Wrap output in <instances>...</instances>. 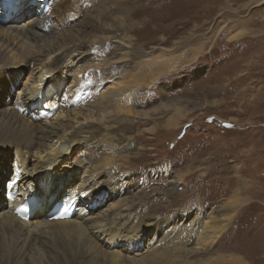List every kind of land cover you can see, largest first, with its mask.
Listing matches in <instances>:
<instances>
[{"label":"rangeland","instance_id":"1","mask_svg":"<svg viewBox=\"0 0 264 264\" xmlns=\"http://www.w3.org/2000/svg\"><path fill=\"white\" fill-rule=\"evenodd\" d=\"M124 1H78L87 7L74 10L71 27L60 32L68 41L82 40L86 55L65 80L48 84V97L36 98L43 104L63 98L71 82L84 81L89 92L78 106L101 100L113 88L121 95L118 107L141 111V118L107 111L92 125L100 134L108 125L107 140L73 149V158L93 164L127 157L124 179L116 170L105 173L119 190L126 182L125 190L97 205L93 214L130 200V220L156 224L159 234L142 238L145 247L135 257L143 259L139 264H198L210 257L220 259L214 264H264V3L126 0L124 6ZM121 38L127 47L117 49L111 41ZM174 66L149 81L162 67ZM32 73L29 68L9 74L11 93L29 85ZM138 80V88L125 87ZM173 104L197 110L182 108L179 123L190 120L168 136L165 123L172 111L166 105ZM10 175L11 168L0 175L1 185ZM209 217L215 237L201 239ZM44 241L22 260L14 240L0 233V264H111L93 260L60 237Z\"/></svg>","mask_w":264,"mask_h":264},{"label":"bare ground","instance_id":"2","mask_svg":"<svg viewBox=\"0 0 264 264\" xmlns=\"http://www.w3.org/2000/svg\"><path fill=\"white\" fill-rule=\"evenodd\" d=\"M50 1L48 14L41 12L42 0H11L7 17L4 16L7 10L0 9V84L4 82L0 86V105L3 106L0 110V169L4 176L0 175L5 177L11 168L10 178L2 185L0 183V191L4 188L3 196L0 197V233L14 240L18 258L22 260L31 255L34 245L55 236L68 241L67 246L76 245L93 260L100 257L111 264H139L143 259L135 257L145 247L142 238L151 231L153 235H158L156 224L130 220V200L118 202L116 206L119 208L116 210L93 214L97 205L117 197L125 190L126 182L120 184L123 189L119 190V187L109 182L105 173L116 170L124 179L127 175V157H123L124 160L105 158L93 164L89 160L73 158V149L107 140L108 125L102 127L106 132L104 134L92 126L109 114L107 111L115 110L118 114L135 118L140 117L141 111L118 107L121 95L114 94L112 87V92L99 96L101 100L97 98V101L78 106L89 92L84 81L71 82L63 98L57 99L55 96L45 104L37 102L39 95L48 97L44 90L48 84L52 83L55 87L65 80L68 70L86 55L82 52V40L75 38L68 41L66 33L60 31L71 27L74 10L82 12L88 4L78 3V0L70 6V0ZM260 3H264V0ZM127 5L128 2H125L124 6ZM111 42L117 49H122L127 47L128 41L121 38L112 39ZM175 67H162L160 73L149 77V81L158 79L165 72L174 71ZM29 68L33 72L30 84H24L12 94L14 81L9 74L19 75L22 69ZM139 81L124 84L126 88H138L141 86ZM78 92L86 94L82 101L74 96ZM68 104L74 107L65 111ZM166 106L172 111L165 123L166 135L169 136L190 119L184 123H179L177 119V113L182 112V108L186 109V106ZM32 107L40 110L30 111ZM57 109L58 112L54 114L53 111ZM49 110H53V114ZM100 110L104 112L101 114ZM196 110L194 107L186 109L188 113ZM31 157L35 160H31ZM62 186L67 188L62 190ZM8 192L14 197L11 201L6 198ZM26 200L32 203L33 212L28 220L23 221L13 214V210ZM62 202L76 207L73 216L68 220H49V212ZM209 218L200 227L201 239L215 237L208 225L214 218ZM219 260L210 257L198 264H214Z\"/></svg>","mask_w":264,"mask_h":264},{"label":"built area","instance_id":"3","mask_svg":"<svg viewBox=\"0 0 264 264\" xmlns=\"http://www.w3.org/2000/svg\"><path fill=\"white\" fill-rule=\"evenodd\" d=\"M187 130H188V129H187ZM187 130H186V131H187Z\"/></svg>","mask_w":264,"mask_h":264}]
</instances>
